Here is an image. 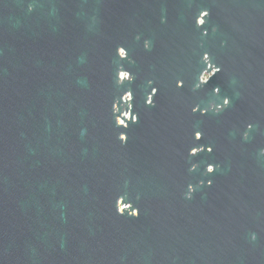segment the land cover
Returning a JSON list of instances; mask_svg holds the SVG:
<instances>
[{"label": "water", "instance_id": "1", "mask_svg": "<svg viewBox=\"0 0 264 264\" xmlns=\"http://www.w3.org/2000/svg\"><path fill=\"white\" fill-rule=\"evenodd\" d=\"M124 11L0 0V264H264L257 127L194 169L120 139Z\"/></svg>", "mask_w": 264, "mask_h": 264}, {"label": "flooded vegetation", "instance_id": "2", "mask_svg": "<svg viewBox=\"0 0 264 264\" xmlns=\"http://www.w3.org/2000/svg\"><path fill=\"white\" fill-rule=\"evenodd\" d=\"M121 3L131 7L118 46L119 76L131 81L117 116L124 145L194 169L225 142L231 122L264 138V0Z\"/></svg>", "mask_w": 264, "mask_h": 264}, {"label": "clouds", "instance_id": "3", "mask_svg": "<svg viewBox=\"0 0 264 264\" xmlns=\"http://www.w3.org/2000/svg\"><path fill=\"white\" fill-rule=\"evenodd\" d=\"M201 14H206V12H202ZM205 56H207V53H205ZM212 169H211V165L208 166V171L210 172Z\"/></svg>", "mask_w": 264, "mask_h": 264}, {"label": "snow or ice", "instance_id": "4", "mask_svg": "<svg viewBox=\"0 0 264 264\" xmlns=\"http://www.w3.org/2000/svg\"><path fill=\"white\" fill-rule=\"evenodd\" d=\"M211 150V149H210Z\"/></svg>", "mask_w": 264, "mask_h": 264}]
</instances>
